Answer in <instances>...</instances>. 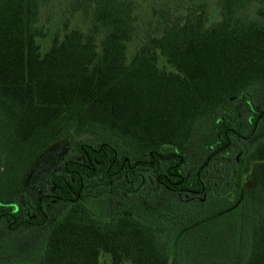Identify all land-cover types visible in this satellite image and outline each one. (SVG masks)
Listing matches in <instances>:
<instances>
[{
  "label": "trees",
  "instance_id": "trees-1",
  "mask_svg": "<svg viewBox=\"0 0 264 264\" xmlns=\"http://www.w3.org/2000/svg\"><path fill=\"white\" fill-rule=\"evenodd\" d=\"M50 1L0 0V259L264 264V0H154L131 55L139 0H74L87 29L43 52ZM77 136L96 143L23 204L36 161ZM104 187L130 199L95 212Z\"/></svg>",
  "mask_w": 264,
  "mask_h": 264
},
{
  "label": "rangeland",
  "instance_id": "rangeland-1",
  "mask_svg": "<svg viewBox=\"0 0 264 264\" xmlns=\"http://www.w3.org/2000/svg\"><path fill=\"white\" fill-rule=\"evenodd\" d=\"M73 1L74 0H51L42 7L40 25L45 29L46 32V36L40 39L41 49L43 52L46 51L51 45V41L54 35L61 34L62 36L66 30V27L81 28L84 30L87 29L88 20L83 15V13L81 11L72 12L71 6ZM139 2L141 5L139 31L135 40L129 44V55H131L135 51L141 36L144 37V35L146 34L147 31L145 27L147 24V20L152 17V12L154 8L153 4L155 3L154 0H139ZM158 5L159 4H155V7H158ZM159 64L163 68H166L168 70L172 69L171 66L166 62L165 58L162 56H160L159 58ZM258 135H264V132L261 130L259 131ZM80 140L96 143V139L91 136H77L70 143L66 141H59L52 144L51 147L36 161L25 180V193L22 196L23 204L31 206L33 204L32 201L36 198V196H38L40 192L50 190L49 185L47 186L50 175L53 172L59 171L61 169L64 158ZM200 150L201 149L199 148L198 139L195 138L187 150V155L191 159H197L199 157V154L202 153V151L200 152ZM102 190L103 192H106L103 195L102 192L99 198L91 200V206L95 212L103 211L102 207H104L105 204L109 207H111L113 204H116V202H118L119 200L116 197L115 192L121 194V197H119L120 200L130 199L128 193L119 188L116 189L114 187H104ZM64 209L65 206L63 205L56 206V209L54 210L55 216L60 217ZM219 222V220H216L209 225L215 226V228L213 227L210 229L212 241H215L221 232L218 226ZM4 233L5 231L3 229H0V234L4 235ZM28 234V240H32L31 237L34 233ZM46 234L47 232H44V236ZM35 235L36 238L39 235V232L37 231ZM25 240L27 241L26 238ZM21 243L23 244V242ZM15 256L16 255H13L4 258L3 260L0 259V261L8 264H26L32 259V255H30L29 259L23 257L22 261L19 258V255L17 257ZM125 264L131 263L127 262Z\"/></svg>",
  "mask_w": 264,
  "mask_h": 264
}]
</instances>
